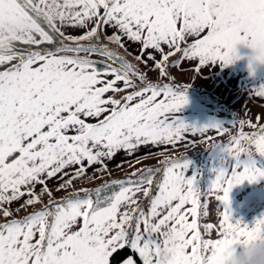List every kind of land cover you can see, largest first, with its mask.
<instances>
[{
  "label": "snow or ice",
  "instance_id": "snow-or-ice-1",
  "mask_svg": "<svg viewBox=\"0 0 264 264\" xmlns=\"http://www.w3.org/2000/svg\"><path fill=\"white\" fill-rule=\"evenodd\" d=\"M66 29L84 31L73 36ZM109 45L146 67L151 61L161 77L177 53L172 67L198 60L199 72L240 59L238 45L252 50L251 68L264 64V0H0V264H120L114 254L126 247L143 264H222L226 249L264 240V214L250 226L231 213L232 188L264 178L256 162L264 157V125L251 121H239L254 131L230 137L225 151L233 163L216 170L207 190L186 175L185 157L76 188L74 181L108 172L121 151L133 155L141 146L175 145L186 133L228 131L172 119L187 103L189 85L147 81ZM128 89L138 90L107 96ZM254 95L264 97V86ZM161 171L152 195V177ZM53 180L57 191H72L53 199ZM139 194L149 200L147 212ZM20 200L17 212L42 206L15 218L5 205ZM123 264L136 261L129 256Z\"/></svg>",
  "mask_w": 264,
  "mask_h": 264
},
{
  "label": "crops",
  "instance_id": "crops-1",
  "mask_svg": "<svg viewBox=\"0 0 264 264\" xmlns=\"http://www.w3.org/2000/svg\"><path fill=\"white\" fill-rule=\"evenodd\" d=\"M83 31L84 30L81 29L65 30L66 35L73 36H79L83 34ZM107 32L111 35L113 30L109 28ZM93 43H95V41H93ZM125 43L127 44V41H125ZM117 50L121 55H127L124 50L118 48ZM165 50L167 51V48H165ZM136 51V46L128 45V52L136 53ZM237 51L241 58L236 60L234 63L227 66L222 65L220 62L210 63L203 66L199 72L196 71V68L199 66L198 60H182L178 66L172 67V63L180 57V54L177 53L176 56L170 58L169 67L167 68L168 75L165 76L163 81H161L162 79L160 78L159 72L153 67L151 61L147 67L143 63L136 62L148 69V74H146L147 81L158 83L160 85L173 84L174 86L178 85L180 87L189 85V87L185 90L187 103L180 109V111L171 114L172 119L183 122L189 128H203L213 124H220L229 131V122L231 121L244 120L251 121L252 123L259 125L264 123V97L254 95L256 91L264 86V64L253 63L250 68L249 57L253 54L252 50L245 45H238ZM128 57L132 60L134 59L131 55H127V58ZM94 59H96V57H94ZM207 81H211L212 88L217 85V88L213 89L220 90L219 105L220 107H226L225 110L214 109L215 106H218V99L216 100V98L213 97L214 93H209ZM118 86L122 87V82H118ZM140 87H143V85H140ZM135 90L138 89H128L127 91L120 93L110 92L107 96L115 99H122V97L127 95L128 92ZM229 106L232 108H228ZM233 116H235V118H233ZM231 126L232 128L234 127V125ZM247 129L252 130L250 127ZM228 133L230 134H227L226 137L236 135L232 132ZM217 135L219 134L215 130H209L203 136L199 133L196 135L186 133L185 139L175 145L164 144L141 146L133 155H126L123 151H121L113 160L108 162V172L96 173V177L99 179L102 178V180L94 182L97 178H93L91 180L81 178L74 181V183L76 188L91 189L105 181L130 176L132 172L142 169L143 166L156 164L160 161H164L165 159H172L175 157L170 156L178 155V157H185V159L190 162L193 170L191 175L196 178V182H200L198 183L199 185L196 184V186H201L203 187V190H207L211 186L212 181L215 179L216 170L224 167L225 163L229 164V162L220 161L216 164L214 161L215 156L208 162H204L202 159L196 161L195 156L198 153H203V151L198 149L201 146L195 147V145H198V143L204 141L209 136L213 137ZM191 147H193L192 150L182 152L184 149H191ZM203 147L205 148V146ZM256 162L258 167L264 168V161H262L260 156L256 157ZM232 163L233 161L231 162V165ZM118 165H120V167H117ZM230 166L227 165V168ZM95 167L96 166L88 169V176H93ZM201 174H203V177H201ZM152 178V195H154L156 192L155 185L162 179V171ZM58 184L59 181L53 180L50 181L48 185L52 190V198L55 200H60L66 196L68 192L72 191L71 188L67 191H57L56 189ZM37 191L39 192V186L37 187ZM48 199L49 197L45 195L43 197L44 203H47ZM138 199L140 200L144 210L147 212L149 200L145 199L142 194H139ZM230 200L233 221L241 220L251 226L255 219L264 214L261 207V205L264 204V178H261L253 183H249L246 180L243 183L234 186L230 193ZM211 203L213 204L214 209L216 206L218 211L223 210L222 204L217 203L215 205L214 198L211 200ZM21 204H23V200L13 202L11 205H5V207L12 211L13 217L21 218L26 213L38 210L42 206L40 204H36L28 206L26 211L21 210L17 212L16 209L19 208ZM13 217H9V219ZM4 219L5 218H3L2 212H0V222H3ZM211 222H218V214L215 210L211 216ZM210 238H216L215 231H213ZM123 260L120 264H123Z\"/></svg>",
  "mask_w": 264,
  "mask_h": 264
},
{
  "label": "rangeland",
  "instance_id": "rangeland-1",
  "mask_svg": "<svg viewBox=\"0 0 264 264\" xmlns=\"http://www.w3.org/2000/svg\"><path fill=\"white\" fill-rule=\"evenodd\" d=\"M109 47H111V48H113V49H115V50H117V46H115V45H109ZM128 59L133 63V64H136L137 65V68L139 69V71H141L142 73H145V74H148V69H146L144 66H142V65H140V64H138L134 59L132 60L131 58H129L128 57ZM160 78L162 79L161 81H163V79L165 78V77H161L160 76ZM211 80V79H210ZM139 83V82H138ZM207 86H208V91H209V93H214V96L213 97H215L216 98V100H217V104H218V106H215L214 107V109L216 110V109H222V110H225L226 109V107H220V105H219V101H220V90H217V89H213V88H217V85L215 86V87H213L212 88V83H211V81H207ZM228 108H232V107H228ZM233 118H235V116H233ZM236 123V124H235ZM229 124H230V129H229V131L228 132H232V133H234V134H236V135H238L239 134V132L240 131H243V132H245V131H248V126H247V124H245V126L241 129V127H240V124H239V121H231V122H229ZM231 125H234V127L232 128V126ZM252 130H254V129H252ZM226 133V134H224V135H217V136H213L215 139L214 140H208V139H205L204 141H202V142H200V143H198V145L196 144L195 145V147H197V146H201L200 148H198V149H200V151H203V153H198L195 157V159H196V161H199V160H203L204 162H208V161H211V158L212 157H214V161H215V163L217 164V163H219L220 161H225V162H229V164H224V167L225 168H227V165H231V157L228 155V153L225 151V146H226V144L229 142V139H230V137H226V135L227 134H230V133ZM236 135H232V136H236ZM231 136V137H232ZM215 142V144H213ZM203 146H205V148L203 147ZM193 149V147H191V149H189V148H187V149H184L182 152H184V151H186V150H192ZM217 149H220V150H217ZM217 152V153H216ZM170 157H178V155H172V156H170ZM170 157H168V158H170ZM262 158V161H264V157H261ZM161 162L162 161H160V162H158V163H156V164H150V165H146V166H143L142 168H157V167H160L162 164H161ZM192 172H193V170H192V166H191V164H190V162H189V167H188V169L186 170V175L187 176H190V177H192ZM159 172H156V173H154V175H153V177H155L156 176V174H158ZM199 173V172H198ZM204 173H205V171H204ZM201 177H203V174H201ZM99 180H102V178H97L96 180H94V182L95 181H99ZM198 183H200L199 181H197L196 182V184H198ZM102 184V183H101ZM101 184H98L97 186H99V185H101ZM199 185V184H198ZM97 186H95V187H97ZM95 187H93V188H95ZM196 187H198V188H200L201 190H203V187H201V186H196ZM261 207H262V211H264V204H262L261 205Z\"/></svg>",
  "mask_w": 264,
  "mask_h": 264
},
{
  "label": "clouds",
  "instance_id": "clouds-1",
  "mask_svg": "<svg viewBox=\"0 0 264 264\" xmlns=\"http://www.w3.org/2000/svg\"><path fill=\"white\" fill-rule=\"evenodd\" d=\"M221 261L222 264H264V240L228 248L221 254Z\"/></svg>",
  "mask_w": 264,
  "mask_h": 264
},
{
  "label": "trees",
  "instance_id": "trees-1",
  "mask_svg": "<svg viewBox=\"0 0 264 264\" xmlns=\"http://www.w3.org/2000/svg\"><path fill=\"white\" fill-rule=\"evenodd\" d=\"M43 47L45 48H51V47H54L52 45H44ZM178 158H182V157H175V158H172V159H178ZM162 167V165L160 166ZM131 256L135 261H136V264H142L138 254L134 253L130 248H125V249H119L118 250V253L114 254V260H119L120 262Z\"/></svg>",
  "mask_w": 264,
  "mask_h": 264
},
{
  "label": "water",
  "instance_id": "water-1",
  "mask_svg": "<svg viewBox=\"0 0 264 264\" xmlns=\"http://www.w3.org/2000/svg\"><path fill=\"white\" fill-rule=\"evenodd\" d=\"M260 125H264V123H262V124H260ZM252 131H254V130H248V131H245V133H247V132H252Z\"/></svg>",
  "mask_w": 264,
  "mask_h": 264
}]
</instances>
